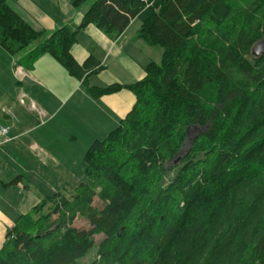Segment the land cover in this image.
<instances>
[{
    "label": "trees",
    "instance_id": "16d2710c",
    "mask_svg": "<svg viewBox=\"0 0 264 264\" xmlns=\"http://www.w3.org/2000/svg\"><path fill=\"white\" fill-rule=\"evenodd\" d=\"M72 3H90L77 31L48 34L0 0V45L26 69L49 55L85 82L100 67L72 57L78 33L95 25L116 40L137 19L162 62L134 84L87 86L93 98L129 90L136 103L89 147L72 198L47 196L15 221L0 264H81L95 250L93 264H264V55H252L264 0ZM193 126L205 130L184 151Z\"/></svg>",
    "mask_w": 264,
    "mask_h": 264
},
{
    "label": "crops",
    "instance_id": "0c3cea01",
    "mask_svg": "<svg viewBox=\"0 0 264 264\" xmlns=\"http://www.w3.org/2000/svg\"><path fill=\"white\" fill-rule=\"evenodd\" d=\"M7 4L34 30L48 34L65 27L77 31L90 8V3L77 8L72 0H7ZM136 21L116 40L110 39L95 25H89L78 33L77 42L70 50L72 57L80 65L92 58L100 67L99 71L88 74L85 82L84 79L77 80L49 55L40 56L32 63L31 69H26L0 45V125L11 127V141L0 144V249L15 221L29 213L22 210L20 200L10 203L6 193L14 199L16 195L21 196L22 191L33 192L25 172L5 168L9 165L3 159L5 147L9 149L11 146L16 150L15 145L21 149L25 145V151L31 155L39 153L38 158L45 167L49 164L60 168L73 180H79L76 171L80 167L85 168L89 147L116 129L136 103V96L129 90L93 98L87 93V86L134 84L145 77V69L150 63H157L156 59L160 57L162 59L160 51L154 55L153 47L139 38L140 27L133 29ZM17 64L24 70L23 79L16 76ZM23 94L27 96L25 104L21 99ZM32 103L36 111L31 109ZM22 105L37 117L41 116L42 122L25 130L20 128L16 120L20 109L25 110ZM42 130L46 131V140L49 139V153L39 140L28 137ZM25 138L31 143L22 142ZM53 149L62 155V161L51 154ZM41 156L46 157L45 160ZM29 168L32 169V165L21 167L22 171ZM17 178V184L6 187ZM38 196L41 202L47 197L43 194Z\"/></svg>",
    "mask_w": 264,
    "mask_h": 264
},
{
    "label": "rangeland",
    "instance_id": "374dc122",
    "mask_svg": "<svg viewBox=\"0 0 264 264\" xmlns=\"http://www.w3.org/2000/svg\"><path fill=\"white\" fill-rule=\"evenodd\" d=\"M140 27V22L137 20L135 25L133 26V29H139ZM154 49V50H153ZM154 55L158 51H160L163 54V48L160 46L153 47ZM157 63H161L162 59H156ZM28 105V104H27ZM25 110L22 108L20 109L18 115H17V120L16 123L18 122V125L20 128H23L24 130L29 127L30 125H36L37 123H41L43 118L41 119L39 116L37 117L35 113H32L31 111H28V107L26 105H22ZM27 111V112H26ZM30 114L32 116H30ZM204 128H200L198 126H193L189 129V134H188V140L185 146L184 151H187L189 147L191 146L193 140L200 135L201 133L204 132ZM46 131L42 130V132H37L33 135H29L28 137H33L39 140L41 142L40 144L45 147L46 151L49 153V139L46 140ZM46 137V138H45ZM105 138V137H102ZM25 144L29 141L28 138H25L22 140ZM47 146V148H46ZM16 147V150L11 148L8 149L5 147L4 151L6 154L3 155V159L9 164L5 168H11L13 171L19 172H25L28 180H30V184L32 187V194L27 193L22 191L21 196H14L15 198L13 199L11 194L6 193L7 195V200L12 203L14 200L18 202L19 200L21 201V206L22 210H26L27 212H30L32 210V207L37 204L38 202H41V199H38V195L43 194L44 196H52L55 194V192H61L63 193L67 198H72L74 194V190L79 186L80 181L81 182H86L87 181V176L85 173V168H79L76 172L77 175L80 176L79 180H73L72 176L68 175V173L65 174V171L61 170L60 168H55L53 166H50L49 164L45 167L44 164H41V161L39 160L38 157H40L39 153H32V155L25 150V145L24 149H21L20 147ZM55 149V148H54ZM52 150L51 154L54 157H57L59 160L62 161V155L60 153H57L56 151ZM37 158H36V157ZM69 157V156H68ZM42 159L46 157H42ZM45 160V159H44ZM43 160V161H44ZM43 163V162H42ZM28 165H32V169H28L26 171H22L21 167L28 168ZM9 166V167H8ZM67 177L65 179L64 174ZM3 178H6L5 176ZM8 180V179H7ZM65 182V183H64ZM78 183V184H77ZM36 188V189H35ZM13 191V190H12ZM38 194V195H37ZM95 207L98 209L102 208V203L96 199L95 200ZM74 226L79 229H89L90 226L88 222L84 219H77L74 223ZM104 239L103 236H96V244L99 245L100 242ZM99 259L96 256V250L91 252L84 260L81 261V264H93V262Z\"/></svg>",
    "mask_w": 264,
    "mask_h": 264
},
{
    "label": "built area",
    "instance_id": "2783aa9c",
    "mask_svg": "<svg viewBox=\"0 0 264 264\" xmlns=\"http://www.w3.org/2000/svg\"><path fill=\"white\" fill-rule=\"evenodd\" d=\"M141 1L146 2L147 0H141ZM15 73L19 79H23L25 77L23 68L18 66V64L15 68ZM21 99H22V103L25 104V100L27 99V96L23 94ZM30 106L32 107L31 109H34L36 111V108L33 103ZM10 132H11L10 125H0V144H6L11 141L9 137Z\"/></svg>",
    "mask_w": 264,
    "mask_h": 264
},
{
    "label": "water",
    "instance_id": "95a60500",
    "mask_svg": "<svg viewBox=\"0 0 264 264\" xmlns=\"http://www.w3.org/2000/svg\"><path fill=\"white\" fill-rule=\"evenodd\" d=\"M252 55L255 58H259L264 55V37L254 45L252 48Z\"/></svg>",
    "mask_w": 264,
    "mask_h": 264
}]
</instances>
